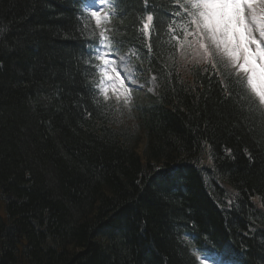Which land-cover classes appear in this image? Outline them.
I'll return each instance as SVG.
<instances>
[{
  "label": "trees",
  "instance_id": "trees-1",
  "mask_svg": "<svg viewBox=\"0 0 264 264\" xmlns=\"http://www.w3.org/2000/svg\"><path fill=\"white\" fill-rule=\"evenodd\" d=\"M114 8L106 34L156 78L134 105L93 102L82 53L98 36L74 0H0V264H200L201 248L264 264V110L227 94L226 69L184 61L169 0H149L151 53L144 0Z\"/></svg>",
  "mask_w": 264,
  "mask_h": 264
},
{
  "label": "snow or ice",
  "instance_id": "snow-or-ice-1",
  "mask_svg": "<svg viewBox=\"0 0 264 264\" xmlns=\"http://www.w3.org/2000/svg\"><path fill=\"white\" fill-rule=\"evenodd\" d=\"M144 2L146 16L136 30L143 34L151 53L153 37L157 41L160 39L161 25L154 19L159 14L147 11L149 0ZM81 3V18L87 19L83 13H90L96 28L100 29L99 40H93L88 50L82 53L88 65L86 71H90L93 77V102L96 105L107 104L111 99V89L116 102L123 100V104L128 106L132 88L125 86L127 77H122L119 71L125 59L119 56L122 42L106 34L111 29L101 28L102 23L111 22L113 13L106 9L114 8L115 0H92L91 4L81 0ZM169 4V21L174 23L175 16L183 20L182 39L179 35H171L181 54L190 49L198 61L211 63L214 69H226L223 75L228 84H223V87L227 94H233L229 85L235 84L245 96L264 108V0H175L174 4L169 0ZM168 31H176L171 23ZM196 251L201 253V264H208L207 250L201 248ZM211 264L216 262L211 261ZM222 264H230V261L226 259Z\"/></svg>",
  "mask_w": 264,
  "mask_h": 264
},
{
  "label": "rangeland",
  "instance_id": "rangeland-1",
  "mask_svg": "<svg viewBox=\"0 0 264 264\" xmlns=\"http://www.w3.org/2000/svg\"><path fill=\"white\" fill-rule=\"evenodd\" d=\"M107 10V9H106ZM104 23H102L101 28H104ZM96 26V25H95ZM98 29V28H97ZM100 31V29H98ZM191 52V58H183L184 61L186 59L196 60L193 56V53L190 49H186V52ZM133 54L134 52L131 51ZM135 55V54H134ZM119 56L124 57V63L120 64L119 71L122 77H127V79L124 80V84L126 87H131V104H136L137 100L139 98H144L145 95L151 94L155 95L156 92V86L154 83L153 76L149 74H144L142 71H137L133 68L132 64L130 63L129 55L121 54L119 53ZM127 65V67H125ZM109 94L112 97H115V95L111 92V89H109ZM123 101V100H121Z\"/></svg>",
  "mask_w": 264,
  "mask_h": 264
},
{
  "label": "bare ground",
  "instance_id": "bare-ground-1",
  "mask_svg": "<svg viewBox=\"0 0 264 264\" xmlns=\"http://www.w3.org/2000/svg\"><path fill=\"white\" fill-rule=\"evenodd\" d=\"M77 9H75V18L76 21L78 23V26L80 27V32L81 34H84L86 37V40H91L94 38V34L97 35L98 37L96 38V41L99 40V30L96 28L95 26V21L94 19L90 18V13L84 12L83 15L85 17H88L87 19H82V9H83V4L81 3V0H74ZM87 3L91 4L92 0H86ZM84 25H87V27H84ZM114 38V37H112ZM129 50L137 53L136 47H128ZM144 49V47H143ZM145 50V49H144ZM145 54H147V50H145ZM154 83L156 84V78L154 79ZM162 83H160L161 85ZM102 99V98H101ZM204 160V164L208 166V168L210 169L213 165H214V161L212 159V157H210L209 155H205L203 157ZM218 179L216 178V175L214 176V178L211 180V183H209L212 187H213V192L215 190V187L213 184L215 181H217ZM209 188V187H208ZM210 189V188H209ZM252 203L257 207V206H261L263 207V204H261V198L259 195L255 196L252 198Z\"/></svg>",
  "mask_w": 264,
  "mask_h": 264
}]
</instances>
